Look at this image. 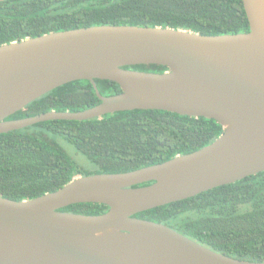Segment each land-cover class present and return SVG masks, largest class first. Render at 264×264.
<instances>
[{
  "label": "water",
  "instance_id": "obj_1",
  "mask_svg": "<svg viewBox=\"0 0 264 264\" xmlns=\"http://www.w3.org/2000/svg\"><path fill=\"white\" fill-rule=\"evenodd\" d=\"M242 1L246 32L104 24L0 45V134L135 109L212 118L224 128L210 144L164 162L77 175L31 199L0 195V264H264L227 256L164 223L135 216L264 171V0ZM151 63L168 70L128 68ZM81 79L93 84L98 104L8 119ZM96 79L115 81L121 91L104 96ZM87 202L109 208L100 214L62 210Z\"/></svg>",
  "mask_w": 264,
  "mask_h": 264
},
{
  "label": "trees",
  "instance_id": "obj_2",
  "mask_svg": "<svg viewBox=\"0 0 264 264\" xmlns=\"http://www.w3.org/2000/svg\"><path fill=\"white\" fill-rule=\"evenodd\" d=\"M104 24L163 26L209 35L250 29L242 0L0 1V45ZM128 68L168 70L153 63ZM96 83L104 96L121 91L112 80L96 79ZM99 102L89 80H75L45 93L8 119L51 110L80 111ZM223 129L212 118L135 109L85 120H48L1 133L0 195L31 199L61 188L77 175L126 172L164 162L210 144ZM60 139L84 154L88 163L76 161V153H70ZM108 208L87 202L62 210L100 214ZM135 216L164 223L227 256L264 261V171Z\"/></svg>",
  "mask_w": 264,
  "mask_h": 264
},
{
  "label": "rangeland",
  "instance_id": "obj_3",
  "mask_svg": "<svg viewBox=\"0 0 264 264\" xmlns=\"http://www.w3.org/2000/svg\"><path fill=\"white\" fill-rule=\"evenodd\" d=\"M60 143L70 152V153H72V151L73 152H75L76 153V157H75V159H76V161H78V162H83V163H88V159H87V157L84 155V154H82L81 152H77V150L73 147V145H71L70 143H68V142H66V141H64L63 139H60ZM72 155V154H71ZM73 156V155H72ZM74 157V156H73Z\"/></svg>",
  "mask_w": 264,
  "mask_h": 264
}]
</instances>
